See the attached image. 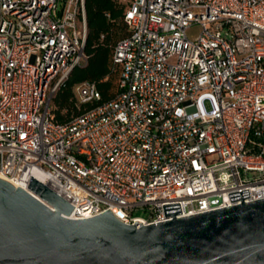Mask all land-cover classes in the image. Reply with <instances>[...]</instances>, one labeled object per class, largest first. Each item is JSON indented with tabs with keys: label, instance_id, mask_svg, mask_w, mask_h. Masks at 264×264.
<instances>
[{
	"label": "built area",
	"instance_id": "obj_1",
	"mask_svg": "<svg viewBox=\"0 0 264 264\" xmlns=\"http://www.w3.org/2000/svg\"><path fill=\"white\" fill-rule=\"evenodd\" d=\"M124 21L119 93L60 124L51 101L87 61L86 0H0V178H36L71 219L126 225L264 199V0H131ZM77 95L102 98L95 82Z\"/></svg>",
	"mask_w": 264,
	"mask_h": 264
},
{
	"label": "water",
	"instance_id": "obj_2",
	"mask_svg": "<svg viewBox=\"0 0 264 264\" xmlns=\"http://www.w3.org/2000/svg\"><path fill=\"white\" fill-rule=\"evenodd\" d=\"M126 225L111 212L74 220L67 200L31 177L28 189L0 178V264H264V199Z\"/></svg>",
	"mask_w": 264,
	"mask_h": 264
},
{
	"label": "trees",
	"instance_id": "obj_3",
	"mask_svg": "<svg viewBox=\"0 0 264 264\" xmlns=\"http://www.w3.org/2000/svg\"><path fill=\"white\" fill-rule=\"evenodd\" d=\"M130 1L126 4L122 0H86V65L75 68L57 90L54 107L51 105L54 122L65 124L112 100L119 93L120 69L113 62V54L117 44L130 35L124 21ZM114 75L118 76L116 85ZM84 82H95L102 98L87 103H82L78 95L75 98L74 89Z\"/></svg>",
	"mask_w": 264,
	"mask_h": 264
},
{
	"label": "rangeland",
	"instance_id": "obj_4",
	"mask_svg": "<svg viewBox=\"0 0 264 264\" xmlns=\"http://www.w3.org/2000/svg\"><path fill=\"white\" fill-rule=\"evenodd\" d=\"M122 1L127 4L130 0H122ZM201 31H202V29L199 26H193L188 30V36L190 37V39L194 40L195 38H197L201 34ZM85 65H86V63L83 64L82 66H85ZM113 78L115 79V80H113V82L116 85L118 76L114 75ZM115 89L116 88H114L112 91L114 92ZM74 94H75V98H77L76 97L77 96V87L74 89ZM56 95H57V93H55L52 97V102H51L52 107H54V100H55ZM136 215L146 216V213L143 211H138V212H136Z\"/></svg>",
	"mask_w": 264,
	"mask_h": 264
},
{
	"label": "bare ground",
	"instance_id": "obj_5",
	"mask_svg": "<svg viewBox=\"0 0 264 264\" xmlns=\"http://www.w3.org/2000/svg\"><path fill=\"white\" fill-rule=\"evenodd\" d=\"M1 179L9 182L10 184H12L16 188L20 187V188L28 189V186H29L28 183H24L22 181H10V180H8L6 178H1Z\"/></svg>",
	"mask_w": 264,
	"mask_h": 264
},
{
	"label": "crops",
	"instance_id": "obj_6",
	"mask_svg": "<svg viewBox=\"0 0 264 264\" xmlns=\"http://www.w3.org/2000/svg\"><path fill=\"white\" fill-rule=\"evenodd\" d=\"M106 79H107V77H106Z\"/></svg>",
	"mask_w": 264,
	"mask_h": 264
}]
</instances>
